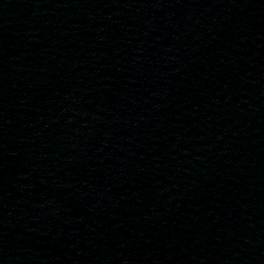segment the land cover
I'll return each instance as SVG.
<instances>
[{"label":"water","instance_id":"water-1","mask_svg":"<svg viewBox=\"0 0 264 264\" xmlns=\"http://www.w3.org/2000/svg\"><path fill=\"white\" fill-rule=\"evenodd\" d=\"M0 264H264V0H0Z\"/></svg>","mask_w":264,"mask_h":264}]
</instances>
